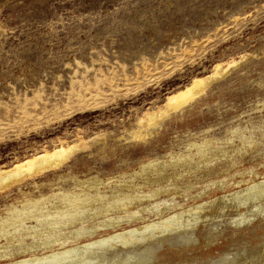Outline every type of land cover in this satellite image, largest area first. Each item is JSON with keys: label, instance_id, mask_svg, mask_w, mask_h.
I'll return each mask as SVG.
<instances>
[{"label": "rangeland", "instance_id": "obj_1", "mask_svg": "<svg viewBox=\"0 0 264 264\" xmlns=\"http://www.w3.org/2000/svg\"><path fill=\"white\" fill-rule=\"evenodd\" d=\"M2 172L30 264H264V0H0Z\"/></svg>", "mask_w": 264, "mask_h": 264}, {"label": "bare ground", "instance_id": "obj_2", "mask_svg": "<svg viewBox=\"0 0 264 264\" xmlns=\"http://www.w3.org/2000/svg\"><path fill=\"white\" fill-rule=\"evenodd\" d=\"M41 160H39L40 162ZM155 162V160H152ZM140 169H141V166H140ZM143 169V168H142ZM3 173V172H2ZM140 174V172H139ZM15 176V175H14ZM7 175L5 173H3V175L1 176L0 178V182L2 179L6 178ZM13 178V177H12ZM12 178H11V181H12ZM5 180V179H4ZM5 183V182H4ZM98 181H94L92 183V185L94 184H97ZM5 188V187H4ZM157 192V191H156ZM226 196V195H225ZM79 198V196H77ZM76 199V198H75ZM40 200V199H39ZM73 200V199H72ZM36 203L38 202L35 201ZM222 202H225V201H222ZM112 203V202H111ZM78 203L76 201H71V200H68L67 202V206L69 208H75L76 205ZM122 204V203H121ZM40 205V203H39ZM42 206V205H40ZM199 206V205H198ZM86 205H83L81 206L80 208H85ZM197 207V206H196ZM195 208V206H194ZM200 208V206H199ZM28 208H26L25 206L22 207L21 209H18V210H15L14 212V217H15V222L17 220H20V221H24V219L29 216V215H38V214H44L46 212H48V210H45L43 207H38V206H35L33 208H31V210L29 209V212H25ZM30 213V214H29ZM13 214V213H12ZM180 216H182V213L181 212H178V213H174L170 216H168L167 218H164L162 220H160L159 222L157 223H152V222H148V223H143L141 225H136V226H130L128 228H123L121 227L119 229V231L116 230V226L119 224V223H116V225L112 226L113 228V231L114 233H111L110 235H107L105 237H101L100 239H97V240H92V241H89L87 242L86 244H84V246L87 248L89 247L90 245H94V244H107V243H112V245H115L116 241L117 242H126L127 240L133 238L134 235H140L139 237H142V233L147 230V229H150V228H167L170 226H173L175 224L178 223L179 221V218ZM189 218V217H188ZM127 219V218H126ZM240 219V218H239ZM3 220V219H2ZM12 220V219H11ZM1 222V221H0ZM10 222V221H9ZM6 223V222H5ZM123 223V222H122ZM7 224H8V221H7ZM5 224V225H7ZM10 224V223H9ZM14 224V223H13ZM4 225V224H3ZM31 227V226H29ZM178 227V226H177ZM33 228V229H32ZM31 228V231L28 233V234H34V235H37V233L34 231V227ZM170 231V230H169ZM173 231V230H172ZM151 232V231H150ZM24 233V234H26ZM154 233V232H153ZM27 235V234H26ZM25 235V236H26ZM23 237V236H22ZM20 237V238H22ZM32 238H35L33 237L32 235L30 236ZM135 238V237H134ZM25 239V238H24ZM138 239V238H137ZM22 241V239H19ZM18 240V241H19ZM24 242V241H23ZM31 243V242H30ZM53 247V246H52ZM57 250H63V251H68V250H71V249H62L60 247H56ZM37 250H40V251H43L44 249L43 248H38L34 245V243L32 244H24L22 242H19V244L17 246H11V245H8L7 243L4 245V244H0V264H30L31 262L35 261V260H41V258L43 256H39V255H36V251ZM29 254V255H28ZM42 255V254H41ZM47 258V259H46ZM46 259V261H45ZM41 264H46V263H50V259H48V257H44L43 260L40 262Z\"/></svg>", "mask_w": 264, "mask_h": 264}]
</instances>
